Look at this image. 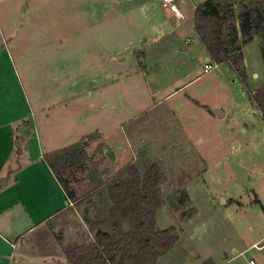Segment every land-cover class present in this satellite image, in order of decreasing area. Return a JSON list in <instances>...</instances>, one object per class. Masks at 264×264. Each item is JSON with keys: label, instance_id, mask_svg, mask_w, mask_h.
Masks as SVG:
<instances>
[{"label": "rangeland", "instance_id": "obj_1", "mask_svg": "<svg viewBox=\"0 0 264 264\" xmlns=\"http://www.w3.org/2000/svg\"><path fill=\"white\" fill-rule=\"evenodd\" d=\"M201 1L184 0L185 20L173 23L160 0H0V87L21 89L47 148L84 144V169L66 175L76 205L91 201L89 223L118 170L151 161L163 173L156 227L178 237L156 264H264V121L248 95L264 91L261 41L244 43L238 29L248 89L225 64L210 62L216 66L203 73L189 21ZM154 26L175 33L152 42ZM112 59L128 71L114 75ZM73 223L61 227L69 236ZM33 247L17 250L15 264L66 262L61 252Z\"/></svg>", "mask_w": 264, "mask_h": 264}, {"label": "trees", "instance_id": "obj_2", "mask_svg": "<svg viewBox=\"0 0 264 264\" xmlns=\"http://www.w3.org/2000/svg\"><path fill=\"white\" fill-rule=\"evenodd\" d=\"M240 11L236 14V8ZM238 7V8H239ZM194 26L199 41L214 64H225L236 72L246 89L238 29L243 42L254 37L261 41L264 62V0H206L194 10ZM264 121V91L248 93ZM84 144L77 142L60 150L47 152L43 159L68 198L70 173L84 169L88 160ZM68 174V175H66ZM160 165L151 161L129 163L118 170L106 185L104 208L89 223L94 240L89 245L73 246L64 251L68 264H156L177 243L172 227L159 230L156 213L163 204ZM108 226L112 232L101 230Z\"/></svg>", "mask_w": 264, "mask_h": 264}, {"label": "crops", "instance_id": "obj_3", "mask_svg": "<svg viewBox=\"0 0 264 264\" xmlns=\"http://www.w3.org/2000/svg\"><path fill=\"white\" fill-rule=\"evenodd\" d=\"M204 1L193 9L195 10ZM183 3L184 0L178 1V7L184 18L177 21L172 19L173 23L185 20L186 14L181 7ZM140 5L143 7V4ZM194 10L189 21L193 34L198 38L194 26ZM168 16L173 18L171 15ZM172 33H175L173 27L164 29L154 26L152 33H147V37L152 42H158L165 37V34ZM185 40L186 45H189L191 39L186 38ZM202 47L204 61L212 62L205 47L203 45ZM182 50L186 51L187 47H182ZM1 89L2 87H0V103L4 104L0 105V264H15L16 251L21 253L34 251L33 244L36 247L44 245L56 251V254L61 252L66 261L65 249L71 246L89 245L94 240L88 227L91 210H88L87 218L84 217L91 201L84 203L86 206L83 209L80 205H76L77 200L75 192L70 187L71 182L69 187L74 192V197L71 199L67 197L43 159L45 153L57 151L58 148H47L49 141L44 142L45 146L43 145V137L37 129L36 118L21 89L20 93L17 91L2 92ZM11 94L13 95L10 96ZM221 113L222 115L217 117L211 112L216 118L224 117V113ZM17 150H19L18 153ZM104 152L109 154L108 150ZM86 155L90 158L87 152ZM113 155L115 156L114 162H116L117 151H114ZM127 164L129 163L125 165ZM71 177L73 178V175ZM72 203L80 211H74L73 208V211L64 212ZM79 204H81L80 200ZM69 219L74 222L73 230L70 231L74 235L71 236L61 229L65 221ZM50 227L52 228L51 235L48 232ZM53 233L55 235L59 233L57 243H54ZM27 235H33V239L24 240ZM18 241H22L21 247L17 245Z\"/></svg>", "mask_w": 264, "mask_h": 264}, {"label": "built area", "instance_id": "obj_4", "mask_svg": "<svg viewBox=\"0 0 264 264\" xmlns=\"http://www.w3.org/2000/svg\"><path fill=\"white\" fill-rule=\"evenodd\" d=\"M178 1L180 0H160V7L165 14L175 16L178 20H182L184 15L178 7ZM214 66H212L210 62H205L203 65V72L208 73L212 71ZM253 247L258 248L259 246L254 244ZM249 264H254L253 260H250Z\"/></svg>", "mask_w": 264, "mask_h": 264}, {"label": "water", "instance_id": "obj_5", "mask_svg": "<svg viewBox=\"0 0 264 264\" xmlns=\"http://www.w3.org/2000/svg\"><path fill=\"white\" fill-rule=\"evenodd\" d=\"M208 61V58H207ZM129 65L127 63L118 62L115 59H112L110 61V70L111 72L116 75L119 73H125L128 71ZM210 111L217 117H220L222 115L221 111L216 108L210 109Z\"/></svg>", "mask_w": 264, "mask_h": 264}]
</instances>
